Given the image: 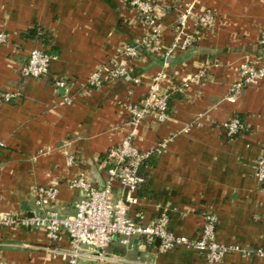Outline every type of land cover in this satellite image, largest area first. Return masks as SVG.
I'll return each instance as SVG.
<instances>
[{
	"label": "crops",
	"instance_id": "crops-1",
	"mask_svg": "<svg viewBox=\"0 0 264 264\" xmlns=\"http://www.w3.org/2000/svg\"><path fill=\"white\" fill-rule=\"evenodd\" d=\"M153 2L170 11L158 20V52L141 46L149 26L128 0H0V32L9 38L0 44V95L19 94L0 103V213L28 212L35 206L34 189L53 183L59 186L57 207L74 213L82 192L69 180L85 173L103 185L104 155L126 135L127 106L143 99L151 77L165 71L169 118L145 122L137 135L145 150L165 142L163 152L151 156L145 168L150 194L141 197L144 221H154L161 206L169 204L176 209L172 230L195 239L211 213L217 240L239 247L219 264H264L256 253L264 249V185L255 176L264 151V81L241 90L233 102L227 99L239 78V64L264 53V0ZM189 3L195 12L188 31L197 33L198 40L182 50L174 46L173 11ZM206 9L219 16L212 31L196 22ZM125 44L141 49L132 71L140 82L121 77L101 88L84 86ZM34 47L54 55L44 79L21 73ZM201 69L205 79L192 82ZM58 80L64 86L58 87ZM65 98L71 102L64 103ZM234 116L247 129L228 138L223 123ZM69 153L76 158L71 165ZM68 244L67 236L54 243L41 229L5 228L0 231V264H67L54 250ZM113 245L109 253L120 259L116 264H206L193 247L161 252L157 242L145 248ZM82 261L97 263L87 257Z\"/></svg>",
	"mask_w": 264,
	"mask_h": 264
},
{
	"label": "built area",
	"instance_id": "built-area-1",
	"mask_svg": "<svg viewBox=\"0 0 264 264\" xmlns=\"http://www.w3.org/2000/svg\"><path fill=\"white\" fill-rule=\"evenodd\" d=\"M137 11L141 20L147 23L148 32L141 40V46L159 51L162 29L158 20L170 13L153 0H128ZM174 24V46L182 50L192 47L198 40L197 33L188 31V22L194 16L195 5L189 3L177 6ZM198 27L212 31L219 23V16L211 9H206L197 17ZM9 41L5 32H0V44ZM264 42V32L261 37ZM141 57V49L135 44H125L106 63L99 66L85 81L87 88H101L121 77L140 82L132 76L133 67ZM54 55L46 48L34 47L29 51L28 61L22 67V76L26 78H46ZM239 78L229 88L227 99L236 100L241 90L264 81V53L256 58H245L238 67ZM206 77L204 69L194 74L192 82L200 83ZM165 71L154 74L148 91L143 99L132 102L126 108V135L111 146L103 159L105 178L102 186L96 185L85 173H80L69 180L70 187L82 192V197L74 202V213H63L58 207L59 186L53 183L37 186L35 206L28 212L0 213V231L10 229H41L51 242L60 244L64 236L69 238L66 247L54 250L67 264H86L83 257L94 260L96 264H116L120 260L109 253L113 244L120 247L145 248L155 244L161 252L179 246L193 247L202 252L206 264L221 263L229 251L238 250V246H226L217 240L216 217L206 214L200 236L190 239L176 234L170 223L175 214V207L162 205L154 221H144V210L139 190L145 181L141 173L142 166L153 155H159L165 148V142H158L149 149H142L137 144L140 127L147 121L165 122L169 118L171 91L165 87ZM57 86H64L58 80ZM185 86H189L185 84ZM19 94L5 91L0 95V103L10 102ZM70 103L69 98L63 100ZM228 138H234L246 131L245 122L234 116L223 123ZM4 146L0 142V148ZM74 154H67V163L74 164ZM255 176L264 185V151L256 164ZM135 240H137L135 242ZM90 250L85 253L84 250ZM258 255L264 257V249H258ZM250 255V252H246Z\"/></svg>",
	"mask_w": 264,
	"mask_h": 264
},
{
	"label": "trees",
	"instance_id": "trees-1",
	"mask_svg": "<svg viewBox=\"0 0 264 264\" xmlns=\"http://www.w3.org/2000/svg\"><path fill=\"white\" fill-rule=\"evenodd\" d=\"M43 38L45 39V42L47 41V36L44 35ZM240 117V116H238ZM241 118V117H240ZM242 119V118H241ZM243 120V119H242ZM244 121V120H243ZM150 161V159H148ZM146 161V163L142 166L141 169V173L145 178V181L143 182L140 190H139V196L144 198L147 197L150 193V180H149V174L147 172H145V168L148 165V163H150L149 161ZM116 245H113V247H115ZM118 246V245H117ZM112 247V246H111Z\"/></svg>",
	"mask_w": 264,
	"mask_h": 264
},
{
	"label": "water",
	"instance_id": "water-1",
	"mask_svg": "<svg viewBox=\"0 0 264 264\" xmlns=\"http://www.w3.org/2000/svg\"><path fill=\"white\" fill-rule=\"evenodd\" d=\"M159 244V240L156 241Z\"/></svg>",
	"mask_w": 264,
	"mask_h": 264
},
{
	"label": "rangeland",
	"instance_id": "rangeland-1",
	"mask_svg": "<svg viewBox=\"0 0 264 264\" xmlns=\"http://www.w3.org/2000/svg\"><path fill=\"white\" fill-rule=\"evenodd\" d=\"M85 263V262H84ZM86 264H91V263H86Z\"/></svg>",
	"mask_w": 264,
	"mask_h": 264
}]
</instances>
